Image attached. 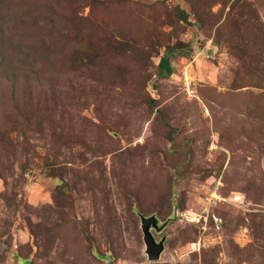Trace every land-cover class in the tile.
<instances>
[{
	"label": "rangeland",
	"instance_id": "rangeland-1",
	"mask_svg": "<svg viewBox=\"0 0 264 264\" xmlns=\"http://www.w3.org/2000/svg\"><path fill=\"white\" fill-rule=\"evenodd\" d=\"M0 264H264V0H0Z\"/></svg>",
	"mask_w": 264,
	"mask_h": 264
},
{
	"label": "water",
	"instance_id": "water-1",
	"mask_svg": "<svg viewBox=\"0 0 264 264\" xmlns=\"http://www.w3.org/2000/svg\"><path fill=\"white\" fill-rule=\"evenodd\" d=\"M142 231L144 234V242L146 244V253L151 260H158L164 250V238L156 241L151 231V227L160 230L162 227L158 225V219L155 216L141 217Z\"/></svg>",
	"mask_w": 264,
	"mask_h": 264
},
{
	"label": "trees",
	"instance_id": "trees-1",
	"mask_svg": "<svg viewBox=\"0 0 264 264\" xmlns=\"http://www.w3.org/2000/svg\"><path fill=\"white\" fill-rule=\"evenodd\" d=\"M184 12V11H183ZM160 67L166 69V71L171 72L172 67L170 65L168 57H162L160 60Z\"/></svg>",
	"mask_w": 264,
	"mask_h": 264
}]
</instances>
